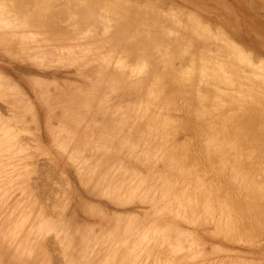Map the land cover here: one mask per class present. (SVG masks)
I'll return each instance as SVG.
<instances>
[{"label":"bare ground","instance_id":"obj_1","mask_svg":"<svg viewBox=\"0 0 264 264\" xmlns=\"http://www.w3.org/2000/svg\"><path fill=\"white\" fill-rule=\"evenodd\" d=\"M44 1L45 0H0V47L4 48L7 51H10V53L12 55H16V54H19V53L25 54L26 56H29V57L33 58L34 60L38 61L39 63H41L42 61L49 60L52 63L75 65L81 70L82 69L86 70L85 74L84 73H80V74H81L82 77L85 78V80H88V81L93 80V78H95L97 76L94 77V74H92L93 76L89 77V75H87V74L91 70L87 71V69H85V68H89V67H97V68H99L98 67L99 66L98 63L101 64V67H106V69L112 68V74H110V80H108L107 86L105 87V89H103V92L105 90V92L107 94L105 96H103V97H101L102 96L101 94H97L96 95V97L100 95V100H98V102H97L98 103L97 112L99 110L98 116L100 115V117L102 119L100 121L98 119V117H97V120L95 121L94 128L100 129L101 132H102V130L104 131V128H105V129L108 130V133L110 134L111 132H114L116 128L120 127L118 129V131H120V132L117 134V136H114L111 139H109L110 137L106 138V136L102 135V136L95 137V139L92 138V137H89L88 139H86L88 141H94V142H87L86 144H83V143H80V142H76L74 146H76V148L78 147V149L77 150L75 149L76 151L73 149L74 152H76V154H73L71 152L72 154L69 156L70 159L72 160V162L76 164V166H77V168L79 170V173L83 174V177H82L83 180H84V178H86V179H88L89 183L94 185L95 191H94L93 187L90 189L91 191L93 189L94 194H96L95 192H97V194H104V195L110 196L111 198L117 200L118 202L119 201H121V202H124V201L129 202L128 198L126 199L125 196L130 191L137 190L136 195L138 194L137 196H138L139 200L141 199L140 195L144 196V199H143L144 201L145 200H149V202H152V211L153 210L154 211L158 210V212L160 211V212H162V214L168 212V209H170V207L172 206L171 205L172 202L178 203L176 201V199H174L172 197V195L169 194L170 187L174 183V180L171 179L172 177L168 176V175H163L162 174V176H160L159 174L161 173V171L157 170V168H164V167H169V166H170L169 168L171 170H172V168L173 169L176 168L175 167L176 166L175 165L176 164L175 163V161H176L175 158H177V157H175L174 159H171V161L170 160L165 161L163 159L164 157H162V156H165V154L168 157H170L171 153L174 152V149H175L174 153L176 154L175 156L179 157V160H177V161L182 163L183 161H180V160H182L180 158V156L182 157L183 154L185 155V153L178 155L177 152L178 151H182V148L185 150V148H184L186 146L185 142H182V143H184V145H181L180 143L177 142L179 144V146L181 145L183 147H181V146L178 147V145L177 146L173 145L172 146L173 147V152H170V150L172 151V148H171V145H170L169 141L166 140L167 142L163 141V143L158 141L159 143L155 144L149 138L150 137V133L147 132L144 135V132H142V134L139 135L138 133L135 132L136 135H134V136L136 138L134 139V141L131 144L129 142H127V144H128L127 147H129V149H135V152L137 154L136 157L133 158L131 156H128L130 153L127 150V148L124 147L125 146L124 143H123L124 145L121 148L120 145H118L117 143H115L113 141L114 138H120L121 140L123 138H125L126 134L124 133V127L125 128L128 127V129H131V124H130V126L128 125V118H127V117H129L128 116V111L129 110L131 112L135 113L137 118L142 119L143 116L146 114V108L148 107V104L150 103L149 101L153 100V102H155L154 100H156L157 98H159V100H160L164 96V94L166 96H167V94L169 95V93H168L169 91L168 90H171V88L169 89V87L171 85L173 86V83L174 82L176 83L177 80L173 81V83L170 86H169V81L172 82L170 80V77H166V78L164 77V79L161 80L163 76L162 77L160 76L161 74L159 72H161V70H158V68L159 69L161 68V66H160V65H162L161 62L163 63L162 66H164V63L166 62L165 64H168L169 69H170V66L171 67L172 66H177V67H175V69L173 67L170 70H172V69L177 70L176 68L180 67L178 69V71H180V69H181V72H179L181 77H182L183 73L186 74V72H187V75L184 74V76L187 77L189 75L187 78L190 81H192V82H190L188 79L186 80L185 78H183L184 76L182 78L184 80H186L187 82L189 81V83L192 86V89L194 90V92L196 94H198L199 97L202 98V100H204L203 102L205 104H207L208 108H209V104L211 105V103H215V105L218 104L217 106H218L219 111H217V112L221 111L223 113V112L226 111L225 109H229V111H231L230 108H232V107H230V106H228L230 108L226 107V105H230L229 102H228L229 104H226V103L225 104H221L220 103V102L226 101L227 99H229V101H233V103L231 102L232 106L234 104V101L238 102L239 99L240 100H239L238 103H240L241 100H242V102L243 101L244 102L247 101L246 103L248 105V101H250V102L253 101V102H251L252 104L256 102L255 99H254V96H255L256 100H258L257 101L258 103H262L263 102L262 104L256 103V105L260 106V107H258L259 111H258L256 105L254 106V104H253L252 106H254L257 109V111H255L256 110L255 108H253L254 111H252V107L250 106L251 104H249L247 106L246 103L243 102L245 104V108L247 107L246 108L247 112L251 111V113L247 114V112L245 113V110H244L245 108L244 109L242 108L243 106H241V105H244V104H242V102H241L240 103L241 105L238 106V107H240L242 110L240 108H238L239 109L238 112H240V114H242L241 116L244 119L241 116L237 117L238 119L234 115H233V117L236 118V123H237V120L242 118L243 120L241 119L240 121L242 122L241 124H243V126L245 125L243 123V121L246 122L247 120H249L247 122V123H249V122H252V120L256 121L257 117H258L257 120L259 122L260 121L264 122V120H263V118H264L263 115L264 114H261L262 111L264 110V88H263V85H264V69L262 67H260V66L258 67L256 65H254L252 63L251 59L248 58L249 57L248 55H250V53L245 51L243 49V47H241V45H239L232 38V35L229 34V30L223 24H220V23H217V22L213 23L205 15L206 13L204 14L203 11H199L198 9H196V8L194 9V8L191 7V6H194V4L193 5L190 4L192 2L198 3L199 5L204 4L203 0H171L170 1L171 2L170 6H168L167 0H161L162 1L161 2V6L157 5L156 3H153L154 0L153 1L146 0L147 5L145 3V0H142V2H144L145 4L142 3V2H139L141 0H138V1L137 0H134V1L133 0H115V1L110 0L109 9L114 10V11H112V14H111L112 16L109 13L108 17H103L104 14L102 12H101L102 16H100L99 15L100 12L98 13L99 9L96 10L92 6V5L95 6L96 3H97L96 5H98L100 3L98 5V7L100 5L103 6L102 3H101L102 0H76V2H74V0H69L71 2H69L67 0L68 1V4H67L68 6H66V4H64L66 9H65V11H63L61 18H58V16L60 14H57L58 15L57 16L56 12H54V11L53 12H48L49 7L46 4L43 5V3L46 2V1L45 2ZM52 1H54V0H52ZM60 1L62 2V0H60ZM65 1L66 0H64V3H67V1L66 2ZM103 1H105V0H103ZM111 1H112V3H111ZM254 1L258 3L259 7H264V0H254ZM254 1L253 0L252 1L249 0L248 2L254 3ZM50 3H51V1H50ZM152 3H153L154 7L151 5ZM186 3L190 4L189 5L190 8L187 6ZM103 4H105V2ZM106 4L108 5L107 1H106ZM106 4H105V6H106ZM148 4H150L152 7H150V5L148 6ZM41 5H43V8L39 7ZM61 5H63V2L61 3ZM61 5H60V8H61ZM196 6L197 5L195 4L194 7H196ZM44 7H46V8H44ZM47 7H48V9H47ZM56 7H59V6H56ZM65 7H63V8H65ZM90 7L93 8V9H91ZM101 8L105 9L104 6L101 7ZM43 9H45V10L47 9L46 12H48V13H46L45 10L43 11ZM90 11H94V13H91ZM164 11H167L169 13L165 14ZM207 11H209V10H207ZM108 12H110V11H108ZM209 12L211 13V11H209ZM96 14L98 15L97 17H96ZM106 14H108V13H106ZM218 14H219V17H220V19L222 21H224V18L227 19V17L224 16L225 14L224 15L221 14V13H218ZM207 15H209V14H207ZM226 15H227V13H226ZM104 16H106V15H104ZM87 24H88V26H87ZM91 25L94 26V27L90 28ZM131 25H132V27L133 26L137 27V28L135 27V30L138 32L139 36L136 35L137 32H135L134 29L132 30V29L129 28V27H131ZM142 25H144L145 29H144V27H142ZM84 26H85V29L83 28ZM120 26H121L122 29H119ZM138 28H140L141 30H138ZM127 29L128 30L130 29V30L128 31ZM126 31H128V34H129L130 31L131 32L132 31L135 32L133 34L135 36V38L132 35V33H130L132 36L126 34ZM125 35H127L128 37L131 36V38L133 37V40L132 41L131 40H129V41L126 40L128 38H126L127 36L125 37ZM136 36L139 39L138 41L135 40V39H137ZM171 52L177 54V56L180 57L179 60L182 59L181 62L179 63V65H175V64L171 65L170 62L168 63V60L165 57H164L165 62L162 61L163 60V56L166 55V57H167V55L170 54ZM154 55L156 56V58H155ZM161 55H162V58L160 57ZM130 56L132 57V60L134 59L133 61L130 60ZM136 56H138V57H136ZM152 56L156 60H154L152 58ZM174 56H173V58L175 59L176 56L175 57ZM168 59H169V57H168ZM174 59H173V62H171V63H174ZM153 61H154V63H153ZM169 61H172V60H169ZM175 61H177V60H175ZM246 62H247V64H246ZM240 63H241V65L243 63H245V64H243L241 66ZM169 64H170V66H169ZM243 66H245V67H243ZM168 67H167V69H168ZM182 69H184L186 72L183 70V73H182ZM164 71H165V69H162L163 74L165 73ZM93 72H94V70H93ZM170 72H172V71H170ZM174 73H175V71H174ZM176 73H177V71H176ZM117 75H120L122 77V82L119 81L116 78ZM175 76H176V74L173 77L175 78ZM173 77L171 79H174ZM181 77L178 76V77H176V79H178V81H179V78H181ZM95 79H98V80L101 81V83L98 84V85H101L103 83L102 79L100 78V76H98ZM166 79L169 80L168 83H164V81ZM160 80L162 81V83H161ZM157 81L160 83V85L163 84V83L165 85L168 84L169 87L166 85L168 89L165 88V87L164 88L159 87L162 90L164 89V91L162 93H164L165 89H167V91H168L167 94L165 92L164 94H160L159 95L161 90L159 91V89H158V86H160V85L157 83ZM180 82L182 83V82H185V81H179V83ZM47 84H45V86H46L45 88H47ZM187 84H186L185 87H187ZM163 85H161V86L163 87ZM183 85H185V84L183 83ZM190 85H188L187 88H190V90H191V86ZM42 86H44V85H42ZM49 87H51V86H49ZM182 87H184V86H182ZM1 88H2V86H1ZM55 88H53V89H55ZM173 88H174V86H173ZM173 88H172V90H173ZM42 89H43V87H42ZM257 89H258V93L256 91ZM4 90H5V88H4ZM40 90H41V88H40ZM44 90L47 91V90H50V89H47V90L44 89ZM184 90H187L188 93L190 92V91H188V89H184ZM176 91H177V89H176ZM181 91H183L182 88H181ZM42 92H44V91L41 90V93ZM187 92L183 91L182 93H185V95H186V94H188ZM194 92L193 93L190 92V94H188V95H190V97L185 96V97H187L186 101L189 98H191V99L194 98L195 99V97H198V96H196V94L194 95ZM231 92L232 93L235 92V93H237V95H234ZM249 92H251V93H249ZM41 93L38 92V95L41 94ZM171 93H172V91H171ZM2 94H4V93H2ZM4 95H7L9 97L11 94L8 91V94H4ZM191 95H192V97H191ZM80 96H81V94H80ZM166 96H165V100H166ZM257 96H258V98H260V101H259V99H257ZM81 97H83V96H81ZM14 98H15V101H16V102H14V104L16 106L17 105L19 106V103H23L22 102V99H23L22 97H16L14 95ZM170 98H172V96H169V101H170ZM194 99H192V102H190L191 100L189 99L190 100V101H188L189 105H192V103H193V107L192 106L189 107L188 103H187V106L189 107V109L191 108L192 110H195V108L198 109L200 107V106H198L199 104L201 105V102L199 103V99L198 100L197 99L194 100ZM251 99H254V100H251ZM41 100L44 102V99L41 98ZM46 100H47V103L45 105H47L49 107L54 106V105H56L58 103V102H56V103L51 104L52 102H49L50 101L49 98L46 99ZM46 100H45V102H46ZM162 100H160V101H162ZM165 100H163V102H165ZM82 101L83 100L81 99L80 102H82ZM94 101H96V98H94ZM196 101H198V103H199L198 105H196V103H197ZM24 103H25V106H28L27 102L24 101ZM91 103H90V105H92ZM103 103H105V104H103ZM167 103H170V102H168V100H167V102L163 103L162 107H165L166 105H169ZM204 103H202V105ZM49 104H51V105H49ZM84 104H86V103H84ZM151 104H152V102H151ZM164 104H165V106H164ZM205 104H204V107H205ZM219 104H221V105H219ZM101 105H103V106H101ZM215 105H214V107H215ZM222 105L225 106V107H223ZM31 106H32V104H31ZM88 106H89V103H88ZM158 106H159V101L157 102V106H155V107L159 108L160 106L159 107ZM89 107H91V106H89ZM153 107L151 105V107H150L151 110L150 109L147 110V111H151V116H149L150 117V121H148L150 124L147 122L148 123L147 126H149V127L150 126L155 127L154 125H156V123H154V125H153L152 124L153 123L152 120H156L155 118H158L159 112L162 111V110L157 111L158 109H156L155 107H154L155 108V111H154ZM201 107H200V109H202ZM204 107H203V109H205ZM212 107H211V109H213ZM221 107H223L224 109L223 108L221 109ZM234 107L235 106H233V108ZM248 107H251V110H250V108L248 109ZM185 108L188 110L186 113H188L190 116L192 114H195L194 111H192V110L189 111V109L187 107H185ZM162 109L164 110V108H162ZM197 109H196V114L191 116L192 119L196 115H197L196 117H198L200 115V112H198ZM203 109L200 110V111L203 112ZM211 109L209 108L206 113H211L210 112V111H212ZM8 110H9V108H8ZM223 110H225V111H223ZM233 110H235L237 112V110L235 108ZM62 111L65 113L64 110H62ZM5 112H6V109H5ZM13 112H15V111L13 110ZM27 112H30V111H27ZM57 112L60 113L58 111V109L56 108V113ZM84 112H85V110H84ZM190 112L192 114H190ZM228 112H226V114L224 113L223 116H224V119L228 120L227 123H230L229 120L231 119L232 116L230 117V119H227V117L225 116V115H228L227 114ZM236 112L234 114L237 116L238 113L236 114ZM242 112H244L249 117L253 116L254 119L250 120L251 118H247L248 116H246ZM79 113H83V112L79 111ZM148 113H150V112H148ZM152 113L153 114L154 113L157 114V117L153 116ZM215 113H216V110L213 111V114H215ZM220 113L218 114V116H216L217 114L211 116L212 119L214 118V116L215 117H219ZM231 113H232V111H231ZM259 113H260V115H262L261 118H260V116H256V114L259 115ZM4 114L6 115V113H4ZM4 114H2V115H4ZM9 114L11 115V112ZM9 114H7V115L9 116ZM32 114L35 116V114L33 112H32ZM240 114H238V116ZM88 115H91V114L88 113ZM148 115H150V114H148ZM159 115L163 116V115H165V113H163V115L162 114H159ZM166 115H169V114L167 113ZM243 115H245L246 117L243 116ZM250 115H252V116H250ZM161 116H160V118H161ZM200 116H199V118L202 117V116L201 117ZM207 116H209V115L207 114ZM2 117H4V116H2ZM151 117H153L152 120H151ZM167 117L168 118H166V120H165V117H163L166 122L168 121L167 119L170 118L169 116H167ZM205 117H206V115H204V117L201 118V121H204L203 119ZM36 118H38V117L36 116ZM30 119H31V116H30ZM144 119L146 120V118H144ZM219 119L223 120L222 116H221V118L219 117L218 120ZM259 119H261V120H259ZM9 120H11V119L9 118L8 121ZM12 120H14V119H12ZM157 120L161 121L160 119H157ZM157 120H156V122H157ZM221 120H219V121L221 123H223L224 120L223 121H221ZM187 121H188V119H187ZM187 121H185V122H187ZM217 121H215L213 119V123L214 122L217 123ZM230 121H232V123H233L235 120L234 121L230 120ZM255 121H254V123L252 122V123L248 124V125L253 124V125H255L254 127H253V125H252V127L251 126H249V127L246 126L247 130H249V128L251 127L250 132H247L245 130V133H242L244 131L243 128H242L240 134H243V135L245 134L248 137L247 133L252 134L254 132L253 133L254 137L253 136L252 137L254 139H255V137L257 138V136H255V134H256V132L259 129L257 130L256 128H257V126L259 127L260 125H256ZM258 121H257V124L262 123V122L259 123ZM171 122L172 121L170 120L169 124H171ZM205 122L207 123V121H204V124H205ZM51 123H53L52 120H51ZM227 123H225L226 129L227 128L228 129L232 128L231 126L233 125L234 127H236V129L234 128V130H236V131L240 130L234 124H230L231 126L229 127V124L226 125ZM198 124H200V122H198ZM223 124H220V125L224 126ZM208 125H210L209 122H208ZM213 125L214 124H212V126ZM261 125H263V127H264L263 123ZM157 126H159L158 122H157ZM202 126H203V123H202ZM212 126H211V128L213 129ZM122 127H123V129H122ZM168 127H170V125ZM168 127H165V128L169 129ZM190 127H191V125H190ZM196 127H197V125H196ZM238 127H239V125H238ZM240 127H242V126L240 125ZM263 127L261 126L260 128H263ZM37 128H38V125L36 126V129ZM161 128H162V126H161ZM174 128H176V127H174ZM198 128H199V126H198ZM198 128H196V129L199 130ZM200 128H201V126H200ZM218 128H221V127L218 126ZM218 128L216 127L215 130L216 131H220V129L217 130ZM223 128L224 127L221 128V131H223ZM252 128H254L255 131ZM26 129H28V128H26ZM170 129H172V127ZM208 129L210 130V132H212V130L209 127H208ZM29 130L31 131L33 129L29 128ZM203 130L204 129L199 130L200 133ZM229 130H225V128H224V131H223L224 134L223 135H220L222 133L221 131H220V134L218 132L219 138L225 137L226 139H230L229 141H231V140L233 141L234 140L236 142L235 143L236 146L239 144L238 143L239 141H241L240 143L242 144V141H244V140L246 141L247 140V139L240 140L239 137L240 138H242V137L241 136H237L239 132L236 135L237 137L234 136V137H236V140L234 139V137L230 138L231 137V136H229L230 133L225 136V134L227 133V132L225 133V131H229ZM262 130L261 131L259 130V131L263 132ZM55 131H56L55 141H56L57 145L63 150V152H60L62 150L57 149L59 151H57V152L55 151V152L57 154L58 153H65L66 154L67 152H66L65 149L69 145H71L73 143V140L71 138L72 135H70V133H64L59 126H57V129ZM147 131H148V129H147ZM152 131H155V130L153 129ZM158 131H160L159 128H157V132ZM172 131H174V130H172ZM163 132H170V131L169 130H167V131L165 130ZM160 133H162V132H160ZM160 133H158V135ZM206 133H208V135L210 134L209 132H207V129H206ZM212 133H213V135H215V132H212ZM233 133L236 134L235 131ZM233 133H231V134H233ZM169 134L172 135L173 133H169ZM261 134L263 135V133H261ZM17 135H18L17 132H15V131L13 132V130L11 131L8 128V126L1 125V122H0V264H30V263H33V264H48L47 262H49V264H52V261L50 262V260L52 258L49 259L50 257H49V255H47L48 254L47 252H49V251L48 250L45 251L46 252V254H45L41 250L42 248H40L39 245L42 246V244L45 243L44 244V246H45L44 248H46V246H47L46 242H48L49 239L47 241L44 240L45 242L43 241V239H44V237H47L46 235H49V234L51 235V233H53V231L57 234V236L59 237L60 243H61V245L58 243L59 240L56 237L55 240L57 241V244H59V246L62 247V248H60L61 250H57L58 251L57 253L59 254L61 251H64V252H61L64 255H61V254L60 255H61V258H62V256H65L64 259H66V260H64L63 262L59 261V263L62 262L63 264H64V262H66L65 264H141L140 258L142 256L143 252L144 251L146 252V250L148 251V249H150L152 246H155V245H163V246L164 245H168L169 247H171L173 249H177V248H180V247L184 246V242H186L184 240L185 236L178 229H174L173 227L169 226L168 224L160 225L158 223L159 220H155L153 218H150V220L148 221L149 218L147 216L142 217V218H136L135 217L136 215H132V214L131 215H126L124 218H120V219L114 218V220H112L113 221V225L109 229L99 230V231L95 230V231H92L90 233H86L85 235H83L81 233L79 235L78 234H73L68 229L67 225H65L63 222L55 223V221H57L59 218L60 219L62 218V215H61L62 214L61 213L62 209H65L64 206L66 207V205L69 206V203L71 201V198H70L71 197V193H69L68 190L65 193H69L70 196L67 194L65 200L63 199L64 198V196H63L64 194L56 195V199H59V201L63 200V201L66 202L70 198V200L67 203L64 202L66 205L64 203L63 204L60 203L58 200H55V196H54V200L55 201H53L52 203H54L56 201H58V202L55 203L54 206H53V204H52V206L49 205L51 207V209H55L59 204H61L62 206H60V205H59L60 207L58 206V209H61V212H60V210L57 209L58 210L57 211L55 209L57 212L55 210H52L54 212V214L53 215H49L50 213L49 214L47 213V211H49V210L45 211L47 209L46 207H45L46 209H44V210L43 209L39 210L40 214H41V212L47 213L46 217H47V215L50 216V217L52 216L51 218H54L53 221H52L51 218H50L51 220L45 219L46 217L44 218L42 215L37 216L36 218L31 220V217H30L31 216V214H30L31 210H29L27 207H25L23 209V207L21 206L22 205V199H23L21 195L24 194V192H23V190L22 191L19 190V189H22L20 186L15 190V191L18 192V194H16V192H15V197L12 199V201H13L12 202V207L10 208V202H9L10 199H9V197L5 198V195H7L8 192H9V189H11L10 188L11 179L12 178L14 179L15 176H19L20 175V172H18V170L17 171H15V170H16L17 166H19V163H23L24 162V160H25V157H24V152L25 151L24 150H27V149H24L23 148L24 146H22V144L19 143ZM21 135H23V133ZM162 135H165V134H162ZM217 135H215V136H217ZM256 135H258V133ZM262 135L260 137H262ZM64 136H67V142L62 144L60 138L64 137ZM22 137L23 138L26 137V134H25V136H22ZM243 137H246V136H243ZM258 137H259V135H258ZM29 138H32V136L28 137V139H27L28 140V144L25 143V140H21V141H24L26 146L30 145L29 143H31V140ZM163 138H164V136H163ZM170 138H171V136L169 137V139ZM174 138L175 137H173V140L177 141L178 138H175V139ZM253 138H250V136H249V138H248L249 142H251V141L253 142V140H250V139H253ZM263 138H264V136H263ZM263 138L259 142H261L262 140L264 141ZM166 139H168V138H166ZM159 140H161V139H159ZM162 140H164V139H162ZM258 140L259 139L257 138L255 141H258ZM259 142H255L253 144L255 145L257 143L256 146L258 145V147H259V144H260ZM171 144H172V142H171ZM174 144L176 145V142ZM223 144H224V142H223ZM250 144L251 143H249V145H246V146L248 147V146H250ZM261 144H262L261 147H263V143L262 142H261ZM31 145H32V143H31ZM36 145L37 144L33 143L34 147H36ZM74 146H73V148H74ZM198 146H199V144H198ZM240 146H242V149H243V145H240ZM30 147L31 146H29L28 148H30ZM118 147H120L121 152H123L125 155H127L130 158H133L134 162H141L142 159H143V160L148 161L149 163H151L152 167L149 169L148 176L143 175L140 172H135L134 174L127 173V169L124 168V166L123 167H117V168L105 167L103 162H101V161L96 159L97 157H100L99 156V152H98L99 148L103 149L102 150L103 153L102 152L101 153L103 154V157H104V156L107 155L108 152L114 153L113 155H116L118 153ZM174 147H177L178 151ZM202 147H204V145ZM250 147L247 148L248 152L250 150L249 153L247 152L249 155H250V153L254 154L253 152H251V150H254V148L256 149L255 146L252 149H249ZM261 147H260V150L261 149L263 150V148H261ZM69 148L70 147H68V149ZM179 148H180V150H179ZM210 148L211 147H209L208 149H210ZM244 148H245V146H244ZM205 150H206V147H205ZM28 151L31 152V154L33 155L32 151H30L29 149H28ZM242 151H243V153L246 152L244 150H242ZM257 151H258V149H257ZM164 152H166V153H164ZM186 152H187V148H186ZM232 152L233 151H231L229 153L232 155L234 153V152L233 153ZM254 152H255V155L257 154L256 156H259L260 153H261V151H260V153L258 155V153H256L255 150H254ZM237 153H238V151H237ZM263 153L260 155V157L263 155ZM65 154H62V155L60 154V157L65 155ZM240 154H242V153H240ZM248 154H246V155L248 156ZM45 155L47 156V154H45ZM160 155H162V156H160ZM186 155L188 157V154H186ZM244 156H245V153H244ZM247 156H245V158ZM256 156H252V158L250 157L251 159H249V158L247 159L248 164L251 167L252 166L253 167H255V166L257 167V164L256 165L254 163H253L254 165L250 164L251 162H254L256 160L251 161L249 163V160H253L254 157L256 159L257 158ZM48 157H50V155ZM171 157H174V155L171 156ZM227 157L228 156H226V158ZM262 157H264V155ZM64 158L65 157H63V160L66 162V160ZM34 159L35 158L28 159L30 161L28 166L31 165V166L28 167V169L31 167V169L33 171L36 168V166H35V164H37L36 162H38V161H35V164H34V161H33V163H32L31 160H34ZM54 159L52 158V160H54ZM262 159L263 158H261V160ZM173 160H175V161H173ZM184 160H185V158H184ZM242 160H244L243 157L239 161L243 162ZM49 161H51V159ZM49 161H48V164H49V167H51ZM68 161H67V163L70 164V162H68ZM210 161L213 162L214 158L212 160H210ZM230 161L232 162L234 160L231 159ZM239 161H237V163ZM245 161H246V159L244 160V162ZM247 161H246V163H247ZM259 161H257V163ZM214 162H219V161L215 160ZM262 162H263V160H262ZM262 162H261V165L264 164V163L262 164ZM31 163L33 164L34 167L32 166ZM213 163H211V164H213ZM243 163L242 164L238 163L239 167L241 166V169H242L243 166L246 165V163H245V165ZM56 164H57V162H55V166H56ZM183 164H185V163H183ZM188 164H190V163H188ZM258 164L260 165V163H258ZM249 165H248V167H249ZM6 166H12L14 171H12V172L8 171L7 172ZM52 166H53V164H52ZM57 166H58V164H57ZM68 166H70V165H68ZM183 166H186V165H183ZM235 166H237V165H235ZM221 167H222V165H221ZM58 168H59V166H58ZM74 168H75V166H74ZM243 168L245 169V167H243ZM257 168H255V170ZM241 169H239V170H241ZM244 169L242 170L243 172H244ZM98 170H103V175H95V173ZM258 170L260 171V174L257 172V170H256L255 173H257V175L258 174L261 175V178H264V177H262V176H264V174H263L264 173V168L260 169V167H259ZM261 170H263V171L261 172ZM46 171H48V170H46ZM123 171H125V172H123ZM245 171H246L245 174L248 173L247 171L250 172V170H247V169ZM30 172H31V170H30ZM57 172H60V171L57 170ZM47 173L49 174V172H47ZM47 173H44V174H47ZM53 173H54L53 179L51 178L52 177L51 175L46 176L47 178L51 176L50 178L52 179L51 180L52 182L54 181V179H55L54 177L57 174L54 170H53ZM75 173H76V171H75ZM60 174H62V173H60ZM217 174H218V171H217ZM248 174L251 175V174H254V172H252L251 174L250 173H248ZM84 175H91V176L87 177V176H84ZM112 175L114 177H117V179H115ZM199 175L201 176V174H199ZM249 175H248V177L251 178L252 175H251V177ZM29 176H31V175H29ZM62 176H64V175L62 174ZM254 177L258 178L257 176H254ZM62 178L63 177H61V180H62ZM28 179H29V177H28ZM31 179H32V177H30V181H31ZM64 179H66V178H64ZM252 179H255V178L252 177ZM260 179L258 180L259 181L258 183L262 182V179L261 180ZM30 181H28V182H30ZM33 181L35 182V180H33ZM38 181H40V178L38 179ZM55 181H56V179H55ZM254 181H257V179H255ZM52 182H51V184H53ZM26 183H27V181H26ZM67 183L69 184V182H67ZM262 183H264V182H262ZM31 184H33V182ZM31 184L29 185V187H31ZM36 185H37V182H36ZM49 185H50V183H49ZM49 185L47 183V186H49ZM70 185L71 184H69V186ZM50 186H52V185H50ZM69 186L67 185V188H69ZM33 187H36V186H33ZM252 187H255V186L254 185L250 186L251 190L249 188H247L249 190V193H251V191L253 190ZM32 188H31V190H32ZM37 188L39 189L38 186H37ZM42 189L44 190V188H42ZM71 189H73V186L71 187ZM214 189H215V187H214ZM244 189H246V188H244ZM33 190L35 191L36 189L34 188ZM48 190H50V188ZM90 190L88 191L89 193L91 192ZM248 190H247V194L249 195ZM254 190H253L254 192H257L256 190H259V189H254ZM260 190H261V188H260ZM34 191L33 192L31 191V192L34 193ZM69 191H71V190H69ZM123 191L125 193H127V194H125L124 197H121V194L124 193ZM202 191H204V190H202ZM211 191H214V190L212 189ZM215 191H214L213 194H215ZM60 192H61V190L58 192V194H60ZM80 192L79 193L77 192V194L80 195L79 196L81 198L80 200H82L83 196L81 195ZM205 192H206V190L204 191V193ZM259 192H262V191H258L257 192L258 195L260 194ZM187 193H188V191H187ZM218 193L220 194V192H218ZM263 193L264 192H262L260 195H262L264 197ZM35 194H36V192H35ZM176 194H177V192H176ZM198 194H202V193L199 192ZM198 194H197V197H198ZM207 194H208V191H207ZM207 194H205V195H207ZM219 194H217V196ZM245 194H246V192H245ZM247 194H246V196H247ZM251 194H253V193H251ZM44 195H47V192H45ZM78 195H77V197H78ZM191 195H193V194H191ZM57 196L61 197L62 200L60 198H57ZM222 196H223V194H222ZM262 196H260L258 198H262ZM30 197H31V195H30ZM39 197H35V202H37L39 200ZM220 197H221V194L219 195V198ZM36 198H38V199H36ZM40 198H41L40 199L41 200L40 205H41V207H43L42 206L44 204V202L42 201L43 197H40ZM101 198L102 197H99V199H101ZM219 198H218V200H219ZM199 199H201V198H199ZM207 199H208V197H207ZM48 200H50V199H48ZM52 200H50V201H52ZM78 200H79V198H78ZM212 200H213V198H212ZM252 200L253 201L255 200L254 204L257 202L255 198L254 199L252 198ZM252 200H251V202H253ZM178 201L181 202V199H178ZM198 201H200V200H198ZM225 201L227 203V201H229L228 198ZM245 201H247V200H245ZM45 202H46V200H45ZM80 202H84V201H80ZM80 202H79V204H80ZM161 202H162V204H161ZM189 202H188V205H190ZM259 203H262V202H259ZM48 204H47V206H48ZM56 204H58V205H56ZM98 204L100 205V207L103 208V206H101L102 203L100 201L98 202ZM186 204H187V202H186ZM229 204L231 205V203H227V205H229ZM118 205H121V204H118ZM124 205H125V203H124ZM124 205H122V206H124ZM196 205H197V203H196ZM252 205H253V203H252ZM49 206H48V208H50ZM248 206L251 209V207H250L251 205L248 204ZM31 207L34 208L33 205ZM67 207H66V209L68 210ZM82 207H83V205H82ZM82 207H81V209H82ZM84 207H86V206H84ZM231 207H233V206H230L229 210L233 209ZM254 208L257 209L255 206H254ZM86 210H85V212H89L90 213V211H88V209H86ZM125 210H127V209H125ZM183 210L184 209H182V211ZM203 210H206V209H203ZM233 210L234 211H232V210L231 211L233 212V214H235L236 209L234 208ZM128 211L130 212L131 210H127L126 212L129 213ZM178 211H180V210H178ZM213 211H214V209H213ZM219 211H221V210H219ZM225 211H226V209H225ZM225 211H223V212H225ZM55 212L57 213V216L59 214L58 212L61 213L58 216L57 220H55V218H57ZM133 212H135V211H133ZM184 212H185V210H184ZM73 213H74V211H73ZM75 213H77V211ZM124 213L125 212H123V214ZM258 213H260V212H258ZM233 214L231 215L233 218L234 217L236 218L238 216V215L234 216ZM54 215L56 217H54ZM90 215L95 216L94 214H90ZM141 216H143V215H141ZM218 217H219V215H218ZM260 217H262V216H260ZM233 218H232V220L230 219L231 223L235 219V218L234 219ZM182 220H184V219H182ZM230 220L228 222H230ZM237 220H239L238 217L235 220L236 221L235 227H238V226H236L238 224ZM75 222H76V219H75ZM82 223H83V221H82ZM77 224H79L81 226V222L77 223ZM221 224H223V222ZM100 225H99V227H97V226H95V227H97V229H98V228L102 227ZM72 226H75V223ZM72 226H71L70 229H72ZM86 226H88V225L86 224ZM229 226H231V224ZM232 226H234V225H232ZM246 226H248V225H245V227ZM261 226L263 227V225H261ZM81 227H83L85 229L84 225L81 226ZM95 227H94V229H95ZM243 227H244V225H243ZM210 228H212V227H210ZM220 228H221V226H220ZM222 228H224V226ZM247 228L249 229V227H247ZM250 228H251V225H250ZM258 228H260V227H258ZM89 229L90 228H88V230ZM81 230L82 229H80V231ZM222 230H223V232L225 231L224 229H222ZM244 230H246V228ZM48 231L50 233H47ZM215 231H217V230H215ZM215 231H214V233H215ZM261 231H263V230H261ZM45 233H46V235H45ZM232 233L234 235V232H231V235H232ZM236 233L238 235L240 234V232L238 233V231ZM43 234H44V237H43ZM51 236H55V235H51ZM239 236H242V231H241V235H239ZM190 237H192V236H190ZM219 237H220V235H219ZM234 237H235V235H234ZM229 238H231V236ZM45 239H47V238H45ZM253 239H255V238H253ZM55 240H54V243L52 242L53 244H55V242H56ZM201 240H199V241H201ZM40 241H42L43 243H41ZM48 243H50V242H48ZM201 243L203 244L204 242L201 241ZM201 243H198V244L201 246ZM53 244H52V246L55 247ZM213 244H215V242L211 243V244L208 243L209 248H211L212 246L210 247V245H213ZM260 244H261V242H260ZM260 244H257L258 247H259ZM217 245H220V244H217ZM230 245H232V244H230ZM260 247H261V245H260ZM156 248H158V247H156ZM256 248H257V246H256ZM47 249H48V247H47ZM166 249H168V248H166ZM200 249H198V250H200ZM10 250H12V252L14 251L13 254L10 257H8V260L4 261L6 254L9 253ZM158 250H159L158 251L159 253H162L161 251H163L165 249L161 250L160 247H159ZM198 250H197L196 254L197 255L199 253L200 254L197 257H196V254H194L195 255L194 258H196V259H198L199 256L203 259V257L201 256V253H202L203 256L205 255V252L210 253L209 255H211V253H213L212 251H210L207 248L205 249L207 251H205V250L203 251V249H202L203 252L201 250H200V252H198ZM53 251H55V250H53ZM174 251H176V250H174ZM55 252H54V254H57ZM158 252H156L157 254L156 253L155 254L156 255H161V254H158ZM247 252H249V251H247ZM250 252H252V251H250ZM261 252L264 255V252H263L262 249H261ZM164 253H165V255H167V253H169V252L166 253V252L163 251V254ZM257 253H258V251H257ZM169 254H168V256H170ZM209 255H205L206 257L205 256L204 257L205 258H207V257L209 258V257L213 256V255L212 256H209ZM254 255H257V254L255 253ZM258 255H259V253H258ZM263 255H262V257H263ZM162 256H160V257H162ZM176 256L173 255L171 257H168V259L169 258H173V257H174L173 259H175ZM51 257H52V255H51ZM186 257H188V255H186ZM186 257L184 258L185 261H180V258H179V262H183V264H184L189 259H192V258L188 257L189 259L187 260ZM262 257H261V254H260V258H262ZM55 258H57V257H55ZM61 258H59V259L61 260ZM162 258H164V256ZM166 258H167V256H166ZM46 259H48L47 262H46ZM225 259H227V258H225ZM235 259H237V257H235ZM62 260H63V258H62ZM147 260L149 261V259H147ZM169 260H171V259H169ZM175 260H177V257H176ZM247 260L249 261L250 259H247ZM258 260H260V259H258ZM263 260H261L260 262H262ZM148 261H147V264H150V262L148 263ZM252 261H253V259H252ZM171 262L172 261H170V263ZM179 262L177 261L178 264H180ZM250 262H251V260H250ZM164 263L166 264V262H164ZM164 263H162V264H164ZM174 263H176V262H174ZM222 263H224V262H222ZM253 263H255V261H253ZM53 264H54V262H53ZM151 264H158V263H156V262L152 263L151 262Z\"/></svg>","mask_w":264,"mask_h":264},{"label":"rangeland","instance_id":"obj_2","mask_svg":"<svg viewBox=\"0 0 264 264\" xmlns=\"http://www.w3.org/2000/svg\"><path fill=\"white\" fill-rule=\"evenodd\" d=\"M45 1H44L45 3H43V5L46 4L49 7L50 10L47 7L48 12H53L54 11V12H56V15L57 14H60L61 16L60 15L59 16L57 15V16H58V18H61L63 11H65V9H66V7L64 6V4H66V6H68L67 4H68V1L69 0L68 1L66 0L67 3H64V0H62L63 5H61L62 2L60 0H56V1L55 0L54 1H52V0H45ZM50 1H51V3H50ZM102 1H101V3L105 7V9L104 8L102 9L101 7H103V6H101V5L98 7V5L100 3L98 5H96L97 4L96 3L95 6L94 5H92V6L96 10L99 9L98 10V13L100 12V14H99L100 16H102V13H103L104 15H106V16L103 15V17H108L109 16V13L111 15L112 14V11H114V10L109 9L110 0H105L103 2ZM106 1H107L108 5L106 4ZM112 1H115V0H112ZM112 1H111V3H112ZM151 1H153V0H151ZM154 1H153V3H156L157 5L161 6V2H162L161 0H156L155 2ZM170 1L171 0H167L168 6L171 5V2ZM203 1H204V4H201V5H199L198 3L192 2L190 4H192V5L194 4V6L196 4L197 6L196 7L191 6V7L194 8V9L196 8L199 11H203L204 14L206 13L205 15L213 23L214 22H217V23L223 24L229 30V34L232 35V38L239 45H241V47H243V49L245 51H247L248 53H250V55H248L249 56L248 58L251 59L252 63L254 65H256L258 67L260 66V67H262L264 69V7H259L258 6V3L255 2L254 0H253L254 3L248 2L249 0H246L248 3L245 0L244 1L243 0H203ZM250 1H252V0H250ZM69 2H71V1H69ZM74 2H76V0H74ZM104 2H105L106 6L108 8L105 6V4H103ZM139 2H142V0L139 1ZM142 3H144V2H142ZM145 3H146V0H145ZM153 3L151 4L152 6H153ZM186 4L190 8V6H189L190 4H188V3H186ZM43 5H41L39 7H42L43 8ZM55 5L56 6H59V7H56ZM60 5H61V8H60ZM146 5H147V3H146ZM149 5L150 4H148V6ZM151 5H150V7H152ZM63 7H65V8H63ZM44 8H46V7H44ZM93 8H91V9H93ZM44 10L45 9H43V11ZM46 10H45V12H46ZM207 10L211 11V13L209 11H207ZM108 11H110V12H108ZM48 12H46V13H48ZM90 12L91 13H94V11H90ZM106 13H108V14H106ZM164 13L166 14V13H169V12L164 11ZM218 13H221L223 15L225 14L224 16H226L228 20L224 18V21H222L220 19ZM226 13H227V15H226ZM207 14H209V15H207ZM97 16L98 15L96 14V17ZM88 24H87V26H88ZM92 25H91L90 28L94 27ZM133 27L131 25V27H129V28L132 29V30L133 29L135 30V27L136 26L134 28ZM142 27H144V25H142ZM83 28L85 29V26ZM119 29H122L121 26H120ZM144 29H145V27H144ZM138 30H141V29L138 28ZM128 31H126V34H128ZM135 32H137V31L135 30ZM135 32H133V31L131 32L130 31L128 35H131L130 33H132V35H133ZM136 35L139 36L138 35V32L136 33ZM126 36L127 35H125V37ZM131 36H129V37L131 38ZM129 37L127 36L126 38H128V39H126V40H128V41L131 40L132 41L133 40V37L131 39ZM134 38H135V36H134ZM135 40L138 41L139 40L138 37ZM0 53H1L0 54V122H1V125L8 126V128L11 131L13 130V132L14 131L17 132V134H18L17 135V138H18L19 143L22 144V146H24L23 147L24 149H27V150H24L26 152V153L24 152V157H25L24 162L23 163H19V166H17V168L15 170V171L18 170V172H20V175L19 176H15L14 179L13 178L11 179V183H10V188L11 189H9V192L7 194L8 196L5 195V198H8L9 197V199H10V201H9L10 202V208L12 207V202H13L12 199L15 197V192H16V194H18V192L15 191V190L19 186L22 188V189H19V190L20 191L23 190V192H24V194L21 195L22 198H23L22 199V205L21 206L23 207V209L25 207H27L29 210H31L30 211L31 220L34 219V218H36L37 216H40V215H42L45 218L47 213L48 214L50 213L49 215H53L54 212L52 210H55V209L57 210L59 205L62 206L59 203H58L59 205L56 204L58 206L57 207L55 206L56 207L55 209H51V207L49 206V205L52 206V204L54 206V204L59 201V199H56V195H62V194H64L63 195L64 196L63 199L65 200L67 194L70 196L69 193H71V197H70L71 198V201L69 203V206L70 207L65 204V203H67L70 200V198L68 199V201L65 202V201L62 200L61 197H58L57 196V198H60L62 200V201H59L60 203L63 204L65 202L64 204L66 205V207L68 206L67 207L68 210L66 209L65 206H64L65 209H62V212H61V209H58L62 213L61 214L60 212H58L59 213L58 216L60 214L62 215V218L61 219L60 218L58 219V216H57V213H56L58 210L57 211L55 210L56 211L55 213H56V216H57V218H55V220H57V219L59 220V221L58 220L55 221V223H61V222H63L65 225H67L68 229L73 234H78L79 235L81 233V234L85 235L86 233H90V232L95 231V230L96 231H99V230L109 229L113 225V221L112 220H114V218L120 219V218H124L126 215H131L132 214V215H136L135 216L136 218H142V217L147 216L149 218L148 221L150 220V218H153L155 220H159L158 223L160 225L168 224L169 226L173 227L174 229H178L179 231H181V233L185 236L184 240L186 242H184V246L183 247H180V248H177V249H173V248L169 247L168 245H164L165 247L163 245H155V246H152L150 249H148V251L147 250H146V252L144 251L143 254H142V256H141V258H140L141 264H145V263L147 264V261H148L147 259H149L148 263L150 262V264H151V262L152 263L153 262H156L158 264H162L164 262H166V264H172V263L173 264H178L177 261L179 262V258H180V261H185L184 258L186 257V255H188V257L189 258H192V259H189L188 257H186V259L187 260L189 259L191 262L188 260L184 264H186V263L187 264H217V263L218 264H221L222 262H224L222 264H255V263L256 264H259V263L260 264H264V260H263L264 259L263 258L264 255L261 252V249L264 252V247H263L264 246V215H263L264 214V199H263L264 197L262 195H260L262 192H264V183H262V182H264V178H261V175H259L260 174V171L258 170L259 167H260V169L261 168L262 169L264 168L263 167L264 166V164H263L264 163V157H262L264 155V153H263L264 152V141L263 140L261 141L263 143V147H261L262 144H261V142H259L263 138V136H264V129H263L264 127H263V125H261L262 123L264 124V122L263 121H260V122H262V123H260L257 120L258 117L256 118V121L254 120L256 122V125H260L259 127L257 126V128L256 127L255 128L257 130L259 129L260 131L263 129L262 130L263 132H260L259 130H258L259 132L258 131L256 132V134L258 133L259 137H258V135L255 134V136H257V138L259 139L258 141H255L257 139L256 137H255V139L253 138L254 137V134H253L254 132L252 134L247 133L248 134V137L245 134L244 135L243 134H240L242 128L244 130L242 133H245V130L247 132H250L251 127H252L253 124H250V125H248V124L249 123H252V122L254 123V121L252 120V119H254L253 116L250 115L252 117H249L248 115L245 114L247 112V109H246L247 107L245 108V104L244 103H246L247 101L246 102L243 101L244 102L243 103L242 100H241L242 104H244V105H241L240 104L241 102L238 103L240 99L238 100V102L237 101L236 102L234 101L233 106H235L234 108L237 110V112L235 110H233L234 108L231 105V102L233 103V101H229V99H227L226 101H223L224 103L223 102H220L221 104H225V103L226 104H229L230 103V105H226V107L227 108H230V107L233 108V109L230 108L231 111H232V113H231V111H229V109H225L226 111L223 110V111H225L223 113L220 111L222 114L220 112H217V111H219L218 106H217L218 104L215 105V103H211V105L209 104V108L211 109V107L213 106L212 108L214 110H216V113L213 114V111H214L213 109H211L212 110V111H210L211 113H206L209 108H208L207 104H205L203 102L204 100H202V98H200L199 95L196 94L194 92V90L192 89V86L189 83L190 80L187 78L189 75L187 77H185L184 76L185 73H183V70L184 69H182V73H183L182 77L184 76L183 78H185L186 80L188 79L189 81L187 82L186 80H184L180 76L179 72H181V69H180V71H178V69L180 68L179 66H178L179 68H176L177 70H174L175 67H177V66H172V67L170 66V64L171 65H173V64L179 65V63L181 62L182 59L179 60L180 57L177 56V54L172 53V52H171L172 54L171 53L168 54L167 57H166V55L163 56V60L162 61L165 62L164 57L167 58L168 63L170 62V64H169L170 69L173 68V67H174V69L170 70L169 67H168V64H165L166 62L164 63V66H162L163 63L161 62V64H162V65H160L161 68L162 69H165V71H164L165 73L163 74L162 69L161 68L160 69L158 68V70H161V72H162V73L159 72L161 74V75L160 74L159 75L161 77L163 76L161 80H163L164 77L165 78L166 77H170V80L172 82H170L167 79L164 81V83H168V81H169V86H170L173 83V81H175V80L178 81V79H176V77L179 76V77L182 78V79L179 78V81H185V82H182V83L181 82L179 83V81L178 82L176 81V83L174 82L173 83V86H174L175 89L173 88L172 85L169 87L168 84H166L169 87V89L171 88V90H168L169 91L168 92L167 91V89H168L167 86L163 83L165 86L163 84H161V85H163V87H162L160 85V83L157 81V83L160 85V86H158V89H159V91L161 90L160 93H159V95L160 94H164L165 92H166V94H167V92L169 93V95L167 94L168 97L164 94L163 97L161 96L162 98L160 100H162V99L165 100V96H166L165 102H167V100H168V102H170V103H167V104H169V105H166L165 106V104H164L165 107H162L163 106V103H165V102H163V100L160 101L159 98H157L156 100H154L155 102H153V100L152 101H149L150 103L148 104V107H147L148 109L146 108V114L143 116V118H142L143 120L140 119V118H137L136 115H135V113H133V112H131L129 110L128 111V116L129 117H127V118H128V125L130 126V124H131V129H128V127H126V128L124 127V133L126 134L125 135V138H123L122 140L120 138H114V140H113L115 143H117L118 145H120L121 148L125 144L124 147H126L127 150L129 151V153L131 154V155L129 154L128 156H131L133 158H135L137 154L135 152V149H129V147H127L128 146L127 142H129L131 144L134 141V139L136 138L134 136V135H136L135 132L138 133L139 135L142 134V132H144V135L147 132L150 133V137L149 138L155 144H158L159 142L163 143V141L164 142L169 141V143L171 145V148H172V151L170 150V152H173V147H172L173 145L174 146H177L178 145V147H180L181 145H184V143H182V142H185V145H186L184 147L185 150L182 148V151H178L177 147H174V148L177 149V151H178L177 154L178 155L185 153V155L183 154L184 157L183 156L182 157L180 156V158L182 159L180 161H183L182 163H180L179 161H177V160H179V157L178 156H175L176 155L174 153L175 152V149H174V152H173L174 154L171 153L170 157H168L166 154H165V156L160 155V156L164 157L163 159L165 161H168V160L171 161V159H174L175 157L178 158V159L175 158L176 161L173 160L176 163L175 164L176 165L175 166L176 167L175 169L172 168V170H171L169 168L170 166L169 167H164V168H157V170L161 171V173L159 174L160 176H162V174L163 175H168V176H171L172 177L171 179L174 180V183L170 187L169 194L172 195V197L174 199H176V201L178 202V203L172 202L171 203L172 206L170 207V209H168V212L162 214V212H160V211L158 212V210H156V211L153 210L152 211V202H149V200H145L144 201L143 200L144 199V196H141L140 195V197H141L142 200L141 199L139 200V198L137 196L138 194L136 195L137 190L130 191L128 194L123 191L124 193L121 194V197H124L125 194H127L125 196V198L126 199L128 198L129 202H126V201H124V202L119 201L118 202L117 200L111 198L110 196H107V195H104V194H97V192H95L97 195L94 194V191H95L94 185H92L91 183H89L88 182V179H86V178H84V180H83V178H82L83 177V174L79 173V170H78L76 164L73 163L72 160L69 157L72 153L73 154H76V152H74L75 149L76 150L78 149V147L76 148V146H74L76 142H80V143H83V144H86L87 142H94V141H88L86 139H88L89 137H92V138L95 139V137L102 136V135L103 136H106V138L107 137H110L109 139H111L112 137L117 136V134L120 132V131H118V129L120 127L119 128H116L115 131L114 132H111L110 134L108 133V130L105 129V128H104V131L102 130V132H101L100 129L94 128L95 121L97 120V117H98V119L100 121L102 119L100 117V115L98 116L99 110L97 112V106H98V103L97 102H98V100H100V95L97 96V97H96V95L97 94H101L102 95L101 97H103V96H105L107 94L105 92V90L103 92V89H105V87L108 84V80H110V74H112V68L106 69V67H101V64L100 63H98L99 64V66H98L99 68H97V67L85 68V69H87V71H90L91 70L87 74V75H89V77L93 76L92 74H94V77L95 76H97V77L100 76V78L102 79V82L103 83L101 85H98V84L101 83V81L98 80V79H95L97 77L93 78V80H90V81L85 80V78L82 77L80 73H84L85 74L86 70H83V69L81 70L77 66L72 65V64L52 63L49 60L42 61L41 63H39L38 61L34 60L33 58H31L29 56H26L25 54H22V53H19V54H16V55H12L10 53V51H7V50H5L2 47H0ZM162 55L160 56L161 58H162ZM173 56L175 57V59L173 58ZM136 57H138V56H136ZM168 57H169V59H168ZM152 58L154 59L153 56H152ZM155 58H156V56H155ZM172 58L174 59V63H171V62H173V59ZM130 60L133 61L134 59L132 60V57L130 56ZM154 60H156V59H154ZM169 60H172V61H169ZM175 60H177V61H175ZM153 63H154V61H153ZM243 64H245V63H243ZM246 64H247V62H246ZM240 65H241V63H240ZM167 67H168V69H167ZM243 67H245V66H243ZM93 70H94V72H93ZM169 70L172 71V72H170ZM174 71H175V73H174ZM176 71H177V73H176ZM175 74H176V76L174 78L173 76ZM185 75H187V72H186ZM172 77L174 79H171ZM116 78L119 81L122 82V77L120 75H117ZM190 82H192V81H190ZM161 83H162V81H161ZM183 83L185 85H183ZM45 84H47V88H45L46 87ZM186 84H187V87H188V85L191 86V90H190V88L185 87ZM42 85H44V86H42ZM1 86H2L3 89L1 88ZM41 86L43 87V89H42ZM49 86H51V87H49ZM182 86H184V87H182ZM159 87H161V88H164L165 87L167 89H165V92L162 93L164 91V89L162 90ZM180 87L182 88V90L184 92L185 91L187 92V90H184V89H188V91H190L191 93L194 92V95L196 94V96H198V97H195V99H197V100L199 99V103L201 102V105L198 103V101H196L197 102L196 105L199 104L198 106H200V107L202 106L201 108L203 109L204 104H205V107H204L205 109H203V112L200 111V110H202V109H200V107L198 108L199 110L197 108H195V107H194L195 110H192L191 108L189 109V107H191V106L193 107V103H192V105H189L188 101L191 100L190 102H192V99H194V98H192V99L189 98L190 100L188 99L186 101V98L187 97H190V95H188V94H190V92L189 93L187 92L188 94L185 95V93H182L183 91H181V88ZM4 88H5V90H4ZM40 88L45 93L44 92L41 93ZM53 88H55V89H53ZM172 88H173V90H172ZM263 88H264V85H263ZM44 89H46V90L47 89H50V90H47L48 91L47 92ZM176 89H177V91H176ZM8 91L11 94L9 97L7 95H4V94H8ZM171 91H172V93H171ZM256 91L258 93V89ZM38 92H40L44 97L41 94L38 95ZM2 93H4V94H2ZM249 93H251V92H249ZM80 94L83 97H81ZM232 94L237 95V93H235V92H233ZM14 95L16 97H22L23 98L22 99V102L23 103H19V106L17 105L19 108L14 104V102H16L15 101V98H14ZM39 96L42 99H44V102L41 100V98ZM169 96H172V98H170V101H169ZM185 96H187V97H185ZM191 97H192V95H191ZM48 98L50 100L49 102H52L51 104L56 103V102H58V103L56 105H54V106L49 107V106L45 105L47 103V100L46 99H48ZM94 98H96V101H94ZM81 99L83 100L82 101L83 103L80 102ZM254 99L256 101V102L254 101L255 103H253L254 106H255L256 103H258L257 102L258 100H256V97L255 96H254ZM254 99H251V100H254ZM257 99H259V101H260V98H258V96H257ZM45 100H46V102H45ZM24 101L28 103V106H25ZM158 101H159V106L160 107L158 106L159 108H156L155 106H157V102ZM87 102L89 103V106H91V107L88 106V103ZM151 102H152V104H151ZM249 102L250 101H248V105L251 104L250 106L252 107V111H254L253 108H255V107L252 106L253 104L251 103L253 101H251L250 103ZM84 103H86V104H84ZM90 103L92 105H90ZM187 103H188V106L189 107L187 106ZM202 103H204V104L202 105ZM262 103H258V104H262ZM31 104H32V106H31ZM51 104H49V105H51ZM103 104H105V103H103ZM213 104L215 105V107H214ZM221 104H219V105H221ZM151 105H152V107L154 106L156 109H158L157 111L162 110L161 111L162 113L159 112V114H162V115H163V113H165V115L167 113L169 114V115H166V116L165 115L161 116V115L158 114V118H155V119L156 120L157 119H160L161 120V121L157 120L159 126H157L156 120H152L153 117H151V120L153 121L152 124L154 125V123H156V125H154L156 128L153 127V126H150L151 128L149 126H147L148 123H149L148 121H150V117L149 116H151V111H147V110H149V109L151 110V108H150ZM240 105L243 106L242 107L243 109L245 108L244 109L245 110V113L244 112H242V113H244L246 116H248L247 118H251L250 120H252V122H249V123H247L249 120H247L246 122L243 121V123L245 124L244 126H243V124H241L242 122L240 121L243 118L241 116L242 114H240V112H238L239 111L238 108H240L238 106H240ZM246 105H247V103H246ZM101 106H103V105H101ZM228 106H230V107H228ZM185 107H187L189 109V111L190 110L194 111L195 114H196V109H197V111L200 112V115L202 116L201 117L199 115L201 118H203L204 115H206V117L203 120L204 121H207V123L205 122V124H204V121H201V118H199V116L196 117L197 115L195 117H193V119H194L193 120L191 118V116H193L195 114H192L190 112V114H192L190 116L188 113H186L188 110ZM223 107H225V106H223ZM223 107H221V109ZM251 107H248V109L250 108V110H251ZM256 107L258 109V107H260V106L256 105ZM8 108H9V110H8ZM56 108L58 109V111L60 113H58V112L56 113ZM60 108L62 110H64L65 113ZM155 108L153 109L154 111H155ZM162 108H164V110ZM5 109H6V112H5ZM257 109L255 111H257ZM13 110L15 112H13ZM84 110H85V112H84ZM7 111L9 113L11 112V115ZM27 111H30V112H27ZM79 111H82L83 113H79ZM234 111L236 112V114L238 113L240 115L238 116V114H237V116H236L234 114L235 113ZM258 111H259V109H258ZM32 112L35 114V116L32 114ZM148 112H150V113H148ZM226 112H228L227 113L228 115H225L227 117V119H230V117L232 116L230 120H233V121L235 120L234 121L235 123L234 122L232 123V121H230V120H229L230 123H227L228 120L224 119V116H223V114L224 113L226 114ZM263 112H264V110L262 111L261 114H264ZM4 113H6V115ZM88 113H90L91 115H88ZM219 113H220L219 117L221 118V116H222L223 120L224 121L226 120L224 122L223 120L219 119V120L223 121L224 124L221 123L218 120L219 117H215V116H214L213 119L215 121L218 120L219 122L217 121V123H215V122L213 123V119H212L211 116L216 115V114H217L216 116H218ZM248 113H251V111L247 112V114ZM2 114H4V115H2ZM7 114H9V116ZM148 114H150V115H148ZM207 114L209 116H207ZM152 115L157 117V114H155V113L154 114L152 113ZM233 115L236 118L237 117H240V116L242 118L239 119V120H237V123H236V118L233 117ZM245 115H243V116H245ZM2 116H4V117H2ZM30 116H31V119H30ZM36 116L38 118H36ZM160 116H161V118H160ZM167 116H169L170 118L167 119L168 121L166 122L165 120H166V118H168ZM256 116H260V118H261L262 115H260V113H259V115L256 114ZM163 117H165V120H164ZM263 117H264V115H263ZM7 118L8 119L10 118L11 120L8 121ZM144 118H146V120ZM12 119H14V120H12ZM50 119L53 121V123H51V120ZM187 119H188V121H187ZM170 120L172 121L171 124H169L170 123ZM259 120H261V119H259ZM263 120H264V118H263ZM185 121H187V122H185ZM257 121L260 124H257ZM198 122H200V124H198ZM208 122H209L210 125H208ZM202 123H203V126L204 127L202 126ZM219 123L220 124H223L224 126L220 125ZM225 123H227L226 125L229 124V127L231 126L230 124H234L240 130L239 131L238 130L237 131L234 130V128L236 129V127H234L233 125L231 126L232 128H229L230 130L228 128L226 129ZM212 124H214V125L212 126ZM37 125H38V128L36 129V126ZM169 125H170V127H168ZM190 125H191V127H190ZM196 125H197V127H196ZM217 125L220 126L221 128L224 127L225 130H229V131H225V133L227 132L225 134V136L230 133V135H229V136H231L230 138H233L239 132L237 136H241L242 137V138L239 137L240 140L247 139L246 140L247 142L244 140V141H242V144L240 143L241 141L238 140L239 141L238 143L240 145H243V149H242V146H240L239 144L236 146L235 145L236 142L234 140L233 141L232 140L229 141L230 139H226L225 137H221L222 139L219 138V134H220L221 128H218ZM238 125H239V127H238ZM240 125L242 127H240ZM57 126H59L64 133H70V135H72L71 138L73 140V143L68 146L71 149L70 148L68 149V147L65 149L66 152H67L66 154L65 153H58L59 154L58 155L56 153L57 151L62 150L57 145V143L55 141V136H56V131L55 130L57 129ZM161 126H162V128H161ZM198 126H199V128H198ZM200 126H201V128H200ZM207 126L212 130V132H215V135H217L218 132H219V134L217 135L218 137L215 136V135H213V133L210 132V130L208 129ZM211 126L213 127L214 130L217 127L218 128L217 130L220 129V131H216V130L214 131L211 128ZM246 126L247 127L251 126V127L249 128V130H247V127ZM254 126L255 125H253V127ZM261 126L263 128H260ZM165 127H168L169 129H166ZM171 127H172V129H170ZM174 127H176V128H174ZM195 127L198 128L199 130L204 129L205 131L203 130L200 133V131L197 130ZM26 128H28V129H26ZM29 128L30 129H33V130L30 131ZM157 128H159L160 131L157 132ZM224 128H223V131H224ZM122 129H123V127H122ZM147 129H148V131H147ZM153 129L155 131H152ZM206 129H207V132L210 133L209 134L210 136L208 135V133H206ZM252 129L255 131L254 128H252ZM165 130L166 131L169 130L170 132H163ZM172 130H174V131H172ZM233 130L236 132V134L233 133L234 132ZM223 131H221L222 133L220 135H223L224 134ZM160 132H162V133H160ZM22 133H23V135H21ZM158 133H160V134L158 135ZM169 133H173V134L171 135ZM231 133H233V134H231ZM259 133L260 134L263 133V135L261 134L262 137H260L261 135ZM25 134H26V137L23 138L22 136H25ZM162 134H165L166 136L165 135H162ZM30 136H32V138H29L31 140L32 145H31V143H29L30 145H27L26 146L25 143L28 144V140L27 139ZM67 136H64V137H61L60 138L62 144L67 142ZM163 136H164V138H163ZM170 136L172 138V139L170 138L172 141L169 139ZM243 136H246L247 138L246 137H243ZM249 136H250V138H253V139H250V140H253V142L252 141L249 142V139H248ZM173 137L178 138L177 141L176 140L174 141L173 140ZM236 137H234L235 140H236ZM166 138H168V139H166ZM159 139H161V140H159ZM162 139H164V140H162ZM21 140H25V143H24V141H21ZM254 141L255 142H259L261 145L259 144V147H258V145L256 146L257 143L254 145L253 144V143H255ZM171 142H172V144H171ZM173 142L174 143L176 142V145ZM177 142L180 143L181 145L179 146V144ZM223 142H224V144H223ZM248 142L251 143L250 144L251 147L248 146V147H250L249 149H252L255 146L256 149L254 148V150L256 151V153H258V155H259V153L261 151L260 155L262 153H263V155L261 157H260V155L259 156H256L257 154L255 155L254 150H251V152H253L254 154H251L250 153V155H249L248 153L250 152V150L248 152V149H247L248 147L246 146V145H249ZM33 143L34 144H37L38 146L36 145V147H34L35 145L33 146ZM198 144H199V146H198ZM203 145H204V147H202ZM29 146H31V147L28 148ZM73 146H74V148H73ZM244 146H245V148H244ZM181 147H183V146H181ZM205 147H206V150H205ZM207 147L208 148L211 147L210 148L211 150L208 149ZM260 147L263 148V150L262 149L260 150ZM186 148H187V152H186ZM28 149L30 151H32L33 155L31 154V152L28 151ZM57 149H59V150H57ZM257 149H258V151H257ZM102 150H103L102 148H99L98 149V152H99V156L100 157H97L96 159L99 160V161H101V162H103V164H104L105 167H110V168H113L114 167V168H117V167H123L124 166V168L127 169V173L134 174L135 172H140L143 175L148 176L149 169L152 167V164L149 163L148 161H145V160L142 159L141 162H134L133 161L134 160L133 158H130L127 155H125L123 152H121L120 147H118V153L116 155H113L114 153L108 152L107 155L103 157ZM179 150H180V148H179ZM242 150L246 151V152H244L245 153V156H247L246 154H248V156L246 158H245L244 153H243ZM231 151L234 152V153L232 152L233 153L232 155L229 153ZM237 151H238V153H237ZM60 152H63V150L60 151ZM164 153H166V152H164ZM240 153H242V154H240ZM45 154H47V156ZM48 154L50 155V157H48L49 156ZM60 154L61 155L62 154H65L66 156L63 155V156H61L62 157L61 158L60 157ZM186 154H188V157H187ZM173 155H174V157H171ZM226 156H228V157L226 158ZM252 156H256L257 158L255 159V157H254L253 160H249V163L251 161L256 160L254 162H251L250 164L251 165H254V164L256 165L257 164V167L259 166L258 168L256 166L255 167H253V166L251 167L248 164L247 159L248 158L251 159ZM51 157L53 159L56 157L54 159L55 161L52 160ZM63 157H65L64 159L66 160V162L63 160ZM242 157L244 158V160L246 159L247 163H246V161L244 162V160H242L244 163L239 161L240 159H242ZM32 158H35L34 160H31L32 163L34 161V164H35V161H38V162H36L37 164H35L36 168L34 169V171L31 169V167L28 169V167L31 166V165L28 166V164L30 163V161L28 159H32ZM49 158L51 159V161H49L50 160ZM184 158H185V160H184ZM213 158H214V161L216 160V161H219V162H214V161H213L214 163L211 162L210 160H212ZM230 158L233 159L234 161L231 162L230 161L231 160ZM261 158H263L262 159L263 162H262ZM259 160L262 162L263 165H261V162ZM48 161H49L50 166L52 168L49 167ZM67 161L70 162V164H68ZM237 161H239L238 163H240V164L243 163L244 165L246 163L245 166L242 165L243 167H245V169L243 167L241 169V166L239 167V164L237 163ZM257 161H259L258 163H260V165L257 163ZM55 162H57L59 168H58L57 164L55 166ZM183 163H185V164H183ZM188 163H190V164L192 163L193 165L192 164L190 165ZM211 163H213V164H211ZM52 164H53L54 167L52 166ZM182 164L183 165H186V166H183ZM234 164L237 165L238 167L235 166ZM68 165H70L71 167L68 166ZM221 165H222V167H221ZM248 165H249L250 168L248 167ZM32 166H33V164H32ZM74 166H75V168H74ZM255 168H257L256 170L259 173L258 175H257V173H255L256 172ZM6 169H7V172L8 171L9 172L14 171V169H13L12 166H6ZM239 169H241V170H239ZM243 169H244V172L242 171ZM246 169L247 170H250V172L247 171L250 174L252 172H254L255 175L254 174H251V175H252L253 178L257 179V181H254L255 179H252L251 175H249L248 173L247 174L251 178H249L248 175L245 174V172H246L245 170ZM30 170H31V172H30ZM46 170H48V171H46ZM53 170L58 175L55 173L56 176L54 178L56 179V181L54 179V181L52 182L51 180L53 179V175H54ZM57 170L60 171V172H57ZM75 171H76V173H75ZM217 171H218V174L219 175L217 174ZM262 171L263 170H261V172ZM47 172H49V174ZM123 172H125V171H123ZM44 173H47V174H44ZM60 173H62L64 176H62V174H60ZM198 173L201 174V176ZM29 175H31V176H29ZM49 175L52 176V177L50 176L52 179L50 177H48L49 179L46 177V176H49ZM95 175H103V170H98L95 173ZM84 176H87L88 177V176H91V175H84ZM254 176H257L258 178L254 177ZM28 177H29V179H28ZM30 177H32V179L35 180V182L32 179L30 181ZM61 177H63L62 180H61ZM262 177H264V176H262ZM39 178H40V181H38ZM64 178H66V179H64ZM114 178L117 179V177H114ZM260 178L262 179V182L258 183L259 182L258 180ZM65 180L67 182H69V184H71V185L69 186V184ZM26 181H27V183H26ZM28 181H30L31 183L33 182V184H31ZM36 182H37V185H36ZM51 182L53 184H51ZM47 183H48V185L50 183V185H52V186H50V185H49L50 187L47 186ZM30 184H31V187H29ZM67 185L69 186V188H67ZM252 185L255 186V187H252L253 190L254 189H259V190H256V191L257 192L258 191H262V192H259L260 194L258 195L257 192H254L255 190L254 191L252 190L253 192L251 191V193H253V194L249 193V190L247 188L250 189V186H252ZM33 186H36V187H33ZM37 186L39 187V189L37 188ZM72 186H73V189H71ZM48 187L50 188V190H48L49 189ZM92 187L94 189V191L92 189L93 192L90 190ZM214 187H215V189H214ZM31 188H32V190H31ZM34 188L36 189L35 191L33 190ZM42 188H44V190ZM244 188H246V189H244ZM260 188H261V190H260ZM88 189L91 191L90 193L88 192L89 191ZM210 189L211 190L213 189L214 191L216 190L215 191V194L216 195L213 194L214 191H211ZM56 190L58 192L61 190L60 194H58V192ZM67 190H68L69 193H65ZM69 190H71V191H69ZM202 190H204V191L206 190V192L204 193V191H202ZM247 190H248L249 195L247 194ZM31 191L32 192L34 191V193H32ZM187 191H188V193H187ZM207 191H208V194L209 195L207 194ZM35 192H36L37 195L35 194ZM45 192H47V195H44ZM77 192L78 193L80 192L81 195L83 196V199L82 200H80L81 199L79 197L80 195H78ZM176 192H177V194H176ZM199 192L202 193V194H198ZM218 192H220V194H221V197L220 198H219V195L220 194ZM245 192H246V194H247L248 197L246 196ZM191 194H193V195H191ZM197 194H198V197H197ZM205 194H207L208 196L205 195ZM217 194H219V195L217 196ZM222 194H223V196H222ZM30 195H31V197H30ZM38 195L40 197H43L42 198L43 199L42 201L45 204V205L44 204L42 205L43 207H41V205H40V203H41V200L40 199L41 198ZM77 195H78V197H77ZM263 195H264V193H263ZM54 196H55V200H58V201L52 203L53 201H55L54 200ZM98 196L99 197H102V198L99 199ZM260 196H262V198H258ZM35 197H39V200L37 202H35ZM207 197H208V199H207ZM78 198H79V200H78ZM199 198H201V199H199ZM212 198H213V200H212ZM218 198H219V200H218ZM227 198L229 200V201H227V203H231V205L230 204L227 205V203L225 201V200H227ZM252 198L253 199L254 198L256 199L257 202L255 204H254L255 200L253 201ZM36 199H38V198H36ZM48 199H50V200L53 199V200L50 201ZM178 199H181V202H179ZM45 200H46V202H45ZM198 200H200V201H198ZM245 200H247V201H245ZM251 200L253 202H251ZM80 201H84V202H80ZM99 201L102 203L101 206H103V208L100 207V205L98 204ZM191 201L192 202L194 201V202L192 203ZM258 201L259 202H262L263 204L262 203H259ZM79 202H80V204H79ZM186 202H187V204H186ZM188 202H189V204L191 206L188 205ZM46 203L47 204L49 203L48 206L50 208H48V206H47ZM117 203L118 204H121V205H118ZM124 203H125V205H124ZM196 203H197V205H196ZM252 203H253V205H252ZM81 204L83 205V207H82ZM161 204H162V202H161ZM218 204L219 205L221 204V205L219 206ZM248 204L251 205L250 206L251 209L249 208ZM32 205L34 206V208L31 207ZM122 205H124V206H122ZM80 206L82 207V209H81ZM84 206H86V207H84ZM230 206H233L231 208H233V209L235 208L236 209L235 214H233V212H232V211H234L233 209H231L232 211L229 210L230 209L229 208ZM254 206L257 209H255ZM85 208L88 209V211H90V213L89 212H85V210H86ZM212 208L214 209V211L216 213L213 211ZM41 209H43V210L46 209L45 211L49 210L50 212L49 211H47V213L41 212V214H40V211L39 210H41ZM125 209L131 210V211L130 212L128 211L129 213H127L126 212L127 210H125ZM182 209H184L185 212H184V210L182 211ZM203 209H206V210H203ZM218 209L221 210V211H219ZM225 209H226V211H225ZM63 210L64 211L66 210V211L64 212ZM75 210L77 211V213H75L76 212ZM178 210H180V211H178ZM73 211H74V213H73ZM133 211H135V212H133ZM223 211H225V212H223ZM123 212H125V213L123 214ZM230 212L234 216L235 215L236 216L238 215L237 217H238L239 220H237L238 221V224L236 225L238 227H235V224H236V221L235 220H236L237 217L236 218L234 217L235 218L234 219L231 216L232 214ZM258 212H260V213H258ZM90 214H94L95 216L90 215ZM141 215H143V216H141ZM218 215H219V217H218ZM56 216L54 215V217H56ZM260 216H262V217H260ZM51 217L47 215V217L45 219H49V220L52 219V221H53L54 218H51ZM74 218L76 219V222H75V219ZM181 218L184 219V220H182ZM232 218L234 220L231 223ZM229 220H230V222H228ZM82 221H83V223H82ZM80 222H81V226H83V225L85 226V229L83 227H81L79 224H77V223H80ZM222 222H223V224H221ZM74 223H75V226H72ZM86 224L89 227L86 226ZM230 224H231V226L232 225H234V226L231 227V226H229ZM249 224L251 225V228H250V225ZM70 225L72 226V229H70L71 228ZM99 225L102 226V227H100V228L97 229V227H99ZM243 225H244V227H245V225H248V226L245 227L246 230H244L245 228L243 227ZM261 225H263V227ZM95 226H97V227H95ZM220 226H221V228H220ZM223 226H224V228H222ZM94 227H95V229H94ZM210 227H212V228H210ZM247 227H249V229ZM258 227H260L261 229L258 228ZM79 228L82 229V230L80 231ZM88 228H90V229L88 230ZM222 229H224L225 231L223 232ZM239 229L242 231V236H239V235H241V231ZM213 230L214 231L217 230V231H215V233H214ZM261 230H263V231H261ZM237 231H238V233L240 232L239 235L236 233ZM231 232H234L235 237H234L233 233L231 235ZM47 233H50V232L48 231ZM53 233H51V235H55V236H51L50 234L49 235H46V233H45V235L47 237H44V234H43V237H44L43 241L44 240L47 241L49 239L48 242H50V243L46 242V245L47 246H46V248H44L45 247L44 246L45 243H43L42 241H40L43 244H42V246L39 245V247L42 248L41 250L45 254H46L45 251H47V250L50 253L53 250H55L56 252L53 251L51 254L49 252H47L48 253L47 255H49V257H50V258L49 257L48 258L49 259L52 258L50 260V262L52 261V264H53V262H54V264H61L64 260H66V259H64L65 256H62L63 260L61 258V255H64L61 252H64V251H61L59 254L57 253L58 252L57 250H61L60 248H62V247L59 246V244L61 245L60 240H59V237L57 236V234L54 231H53ZM219 235H220V237H219ZM190 236H192V237H190ZM228 236L229 237L231 236V238H229ZM56 237L59 240L58 241L59 244H57V241L55 240ZM45 238H47V239H45ZM253 238H255V239H253ZM54 240L56 241L55 244H53L54 243ZM199 240H201L204 243L202 244L201 241H199ZM214 242H215V244L210 245V247L212 246L213 248L212 247L209 248L208 243L211 244V243H214ZM260 242H261V244H260ZM198 243H201V246ZM52 244L55 247H53ZM217 244H220V245H217ZM230 244H232V245H230ZM257 244H260L261 247H260V245L258 247ZM256 246H257V248H256ZM47 247H48V249H47ZM156 247H158V248H156ZM159 247H160L161 250L165 249V250H163L164 252H166V253L167 252H169V253L171 252V253L170 254L167 253V255H165V253L163 254V251H161L162 253H159L158 252L159 251L158 250ZM166 248H168L170 251L168 249H166ZM206 248L209 249L210 251H212L214 254L211 253V255H209L210 253L205 252V255H209V256H212L213 255L212 257L205 258L206 256L204 255L205 256L204 257L202 255V253H201V256L203 257V259L200 256L198 257V259L194 258V256H195L194 254L197 253V250L198 249H200L201 251L203 249V251H204ZM174 250H176V251H174ZM200 250H198V252H200ZM205 251H207V250H205ZM247 251H249V252H247ZM250 251H252L253 253L250 252ZM257 251H258L259 255H258ZM11 252H12V250L9 251L10 254L9 253L6 254L4 261L8 260V257H10L13 254L14 251L12 253ZM54 252L57 253V254H54ZM156 252H158V254H161V255H156L157 254ZM255 253L257 255H254ZM168 254L170 256H168ZM260 254H261V257L263 255V257H262L263 259L260 258ZM51 255H52V257H51ZM162 255L164 256V258H162L163 257ZM173 255H175V256L177 255L176 256L177 257V260H175L176 257H175V259H173L174 257L173 258H169L171 260L168 259V257H171ZM198 255L196 254V257ZM160 256H162V257H160ZM166 256H167V258H166ZM55 257H57L58 259L55 258ZM235 257H237V259H235ZM59 258H61V260ZM225 258H227V259H225ZM246 258L247 259H250L251 262H250V260L248 261ZM252 259H253V261H255V263H253ZM258 259H260V260H258ZM261 260H263V261L260 262ZM47 261H48V259H46V262ZM59 261H62V262L59 263ZM170 261H172V262L170 263ZM173 261L176 262V263H174ZM47 263L49 264V262H47ZM65 263L66 262H64V264ZM179 263L180 264H183V262H179ZM30 264H33V263H30Z\"/></svg>","mask_w":264,"mask_h":264}]
</instances>
